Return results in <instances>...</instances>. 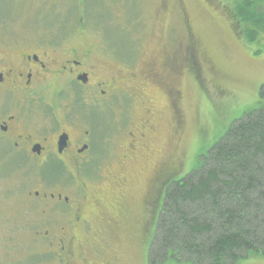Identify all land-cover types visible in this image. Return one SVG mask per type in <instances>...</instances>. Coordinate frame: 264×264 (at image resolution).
Segmentation results:
<instances>
[{
  "label": "flooded vegetation",
  "instance_id": "obj_1",
  "mask_svg": "<svg viewBox=\"0 0 264 264\" xmlns=\"http://www.w3.org/2000/svg\"><path fill=\"white\" fill-rule=\"evenodd\" d=\"M181 29L179 38L158 39L153 51L142 44L135 64L130 49L124 55V33L117 32L119 51L105 38L108 47L86 41L81 31H0V264H122L124 163L147 158L157 98L169 110L172 139H180L181 76L198 55L188 20ZM124 101L139 112L124 113ZM164 147L144 198L171 179L163 173L172 155L169 143Z\"/></svg>",
  "mask_w": 264,
  "mask_h": 264
},
{
  "label": "rangeland",
  "instance_id": "obj_2",
  "mask_svg": "<svg viewBox=\"0 0 264 264\" xmlns=\"http://www.w3.org/2000/svg\"><path fill=\"white\" fill-rule=\"evenodd\" d=\"M84 1L80 11L78 5L73 7L77 0H0V31L12 34H77L81 31L86 41L89 38L95 40L96 46L108 47L106 39L119 51L123 41L117 32L124 33V55L127 48L130 49L132 59L129 60L133 64L140 58L142 44H146V52H150L156 49L160 38L166 40L170 34L181 37V20L189 21L197 42L196 64L191 72L181 76L182 124H178L176 134L179 141L172 139L173 121L169 110L164 100L157 98V135L147 158L134 164L124 163L127 213L116 257L122 264H147L152 226L159 214L157 204L155 212L153 204L144 201L149 196L144 198L146 178L154 159L162 161L165 143H169L173 147L167 149L172 155L171 160L167 159L162 165L163 173L182 177L200 165L208 148L224 134L232 119L257 106L258 101L264 104V35L249 45L239 34L229 12L237 0H178V4L174 0ZM259 8L264 10V3ZM81 17L80 27L77 22ZM164 28L167 35L160 32ZM81 43L85 42L81 40ZM258 49L261 51L256 53ZM131 111L139 112V108L135 103L124 101V113ZM166 136L171 140L166 141ZM175 145L178 146L176 153L173 152ZM104 152L107 153L105 148ZM118 170L116 166L111 169L113 173ZM239 264H264V256L249 257Z\"/></svg>",
  "mask_w": 264,
  "mask_h": 264
},
{
  "label": "trees",
  "instance_id": "obj_3",
  "mask_svg": "<svg viewBox=\"0 0 264 264\" xmlns=\"http://www.w3.org/2000/svg\"><path fill=\"white\" fill-rule=\"evenodd\" d=\"M262 3L237 0L229 10L249 45L264 35ZM257 103L230 121L197 168L153 184L148 194L159 214L147 264H239L264 256V104Z\"/></svg>",
  "mask_w": 264,
  "mask_h": 264
}]
</instances>
